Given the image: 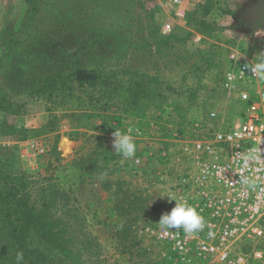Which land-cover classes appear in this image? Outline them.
Wrapping results in <instances>:
<instances>
[{"label":"rangeland","instance_id":"obj_1","mask_svg":"<svg viewBox=\"0 0 264 264\" xmlns=\"http://www.w3.org/2000/svg\"><path fill=\"white\" fill-rule=\"evenodd\" d=\"M6 30L13 34L14 49L2 62L0 40V98L9 110H0V124L33 129L21 135L11 130L14 142L0 141L7 174L23 178V190L37 206L42 197L54 196H43L47 187L62 192L49 212L66 223V235L89 240L91 251L82 254L86 264H171L167 243L144 229L159 227V195L177 178L175 136L182 130L191 140L193 134L239 124L243 103L236 94L225 96L222 75L264 48V0H0V37ZM79 68L114 83L108 95L86 103L83 113H74L80 106L71 103L48 109L52 104L44 95L34 94L33 81ZM114 85L133 86L137 94L142 89L147 100L126 108L122 93L112 94ZM46 120L49 125H42ZM58 129L69 132V139L80 136L84 145L63 156L60 135L48 133ZM117 130H131L134 158L113 151ZM163 149L169 151L167 160ZM82 158L87 167L111 169L107 176L128 196L117 206L132 202L137 208L117 215L113 205L123 194L114 183L100 189L97 177L83 171ZM127 216L134 218L128 234L118 233ZM233 248L248 254L249 264H264L260 241L240 238ZM254 248L263 252L261 259L252 258Z\"/></svg>","mask_w":264,"mask_h":264},{"label":"built area","instance_id":"obj_2","mask_svg":"<svg viewBox=\"0 0 264 264\" xmlns=\"http://www.w3.org/2000/svg\"><path fill=\"white\" fill-rule=\"evenodd\" d=\"M260 54L264 48L226 68L222 75L225 96L236 94L243 103L237 126L193 134L191 140L175 136L177 178L160 195L167 192L187 200L201 213L205 225L191 234L183 229H144L147 236L167 243L171 264H249L248 254L235 251L233 243L243 238L264 245V84H259V75L245 69ZM229 57L238 58L235 53ZM208 115L214 118L216 112ZM160 153L163 159L169 158L168 150ZM160 202L162 213L175 205L167 197H160ZM262 253L254 248L251 256L259 260Z\"/></svg>","mask_w":264,"mask_h":264},{"label":"trees","instance_id":"obj_3","mask_svg":"<svg viewBox=\"0 0 264 264\" xmlns=\"http://www.w3.org/2000/svg\"><path fill=\"white\" fill-rule=\"evenodd\" d=\"M8 31H4L0 37L1 42H3L2 62L10 60V50L14 49L13 34ZM51 77L39 79L36 84L33 81L34 94L44 95L46 101L52 104V106L47 107L48 109L62 108L68 103H71L73 107L80 106L79 110L74 113H83L82 108L85 107L84 105L87 106V104L94 103L95 97L98 100L100 96H105L107 91L110 90L111 84H114L106 77V79H103L96 71L84 68L66 72L59 77ZM86 85L90 87L89 92L86 90L79 91V88L85 89ZM97 85L99 86L97 87ZM111 91L113 95L122 93L124 96L123 106L126 108L128 106L133 108L141 105L147 100L146 93H142V89H140L137 94L138 88L133 86L122 87L114 85ZM30 93L33 92H28V94ZM5 104L4 99L0 98V110L8 112L9 110L7 106H4ZM70 115L72 114L70 113ZM12 126L7 124V122H1V134L10 135L13 131L21 135L22 131L26 133L29 130ZM178 131V134L182 135V130ZM89 157L90 155L86 156V158ZM80 161L84 165L82 167L84 168L83 171H86L92 177H97V179L101 174L107 173L108 175L111 172L110 168L104 166L92 164L87 167L83 162L85 161L84 158ZM3 164L4 162L0 159V264H16L15 257L17 252L23 253L22 264H86L82 259V254L85 250L86 253H90L91 244L89 240L76 242V238L66 235V223L64 225L62 223L64 222L63 220L53 218L49 212L57 201L56 199L62 195V192L59 195L57 194L58 189L53 186L47 187L48 191L43 196L49 194H54V196H50L46 200L42 197V204L37 206L29 201L28 195L23 190V178L11 172L7 174L6 168L2 166ZM80 165L78 163L77 166ZM82 168L80 169L82 170ZM77 169L80 170L79 168ZM92 172L93 174H91ZM107 175L104 180L100 179L101 187L107 189L112 183L116 184L117 191L121 192L123 196L118 199L113 208L116 209L117 215H129L132 209L137 208V205L133 206V203L130 202L126 206H117L118 202L126 200L128 196L125 190L121 188L120 183ZM125 219L118 233L124 232L128 234L125 230L134 218L127 216ZM75 245L77 247L74 248ZM168 257H170L169 252Z\"/></svg>","mask_w":264,"mask_h":264},{"label":"clouds","instance_id":"obj_4","mask_svg":"<svg viewBox=\"0 0 264 264\" xmlns=\"http://www.w3.org/2000/svg\"><path fill=\"white\" fill-rule=\"evenodd\" d=\"M245 69L255 72L257 75L264 78V54L258 55L256 62L251 66L246 65ZM112 135L114 137L112 141L113 151L124 158H134L137 151V144L131 134V130L127 132L118 130L113 131ZM106 175L107 173L101 174L99 179L104 180ZM244 183H248V181L244 180ZM159 196L167 197L169 201H175V205L169 211L162 213L157 221L162 231L167 232L168 230L183 229L185 233L191 234L199 232L204 228L205 221L203 216L198 209L187 200L177 199L167 192ZM15 259L16 264H22L24 259L23 253L17 252Z\"/></svg>","mask_w":264,"mask_h":264},{"label":"crops","instance_id":"obj_5","mask_svg":"<svg viewBox=\"0 0 264 264\" xmlns=\"http://www.w3.org/2000/svg\"><path fill=\"white\" fill-rule=\"evenodd\" d=\"M46 125V126H48L49 125V122H48V120H46L45 122H43L42 123V125ZM31 130H33V129H29V134H31L30 132H31ZM70 130H71V128H70ZM49 131V130H48ZM48 133H52V134H59L60 135V142H59V144H58V147H59V149L60 150H62L63 152H62V155L63 156H66V155H68V153L72 150V148H76V146H83L84 145V139L83 138H81L80 136L78 137V138H76V137H74V138H72V139H69L70 137H68V133L69 132H67V131H62V130H57V131H52V132H48ZM45 135H48V134H45ZM85 136H86V134H84ZM32 135H29V139L31 138L32 139V137H31ZM44 136V135H43ZM42 135H41V137H43ZM0 138H1V142L2 143H5L6 142V144H9V142H14L13 140H12V137H11V135H2V134H0ZM30 139V140H31ZM11 142V143H12ZM62 145V146H61ZM96 181L98 182V183H96L97 185H98V187L101 189L102 187H101V182L99 181V179H96Z\"/></svg>","mask_w":264,"mask_h":264}]
</instances>
